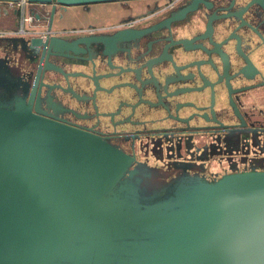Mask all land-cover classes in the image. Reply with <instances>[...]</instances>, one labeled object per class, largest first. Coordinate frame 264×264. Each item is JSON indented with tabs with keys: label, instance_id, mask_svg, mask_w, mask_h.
I'll list each match as a JSON object with an SVG mask.
<instances>
[{
	"label": "water",
	"instance_id": "water-1",
	"mask_svg": "<svg viewBox=\"0 0 264 264\" xmlns=\"http://www.w3.org/2000/svg\"><path fill=\"white\" fill-rule=\"evenodd\" d=\"M21 1L15 15L45 23L0 36V47L9 44L17 54L0 50V92L13 93L0 100V264H264V167L213 178L183 173L149 192L134 155L32 105L43 87L61 86L47 82V72L89 77L96 86V77H118L113 89L133 90L129 107L167 112L150 119L148 131L190 150L199 127L190 121L252 119L250 102L264 91V1L176 35L161 24L77 35L53 29L56 15L70 7L134 0H0V8ZM200 1L191 0L182 14ZM153 33L160 38L134 57ZM117 41L133 44L120 52ZM122 53L134 58L131 65ZM55 58L87 62L92 73L67 72ZM207 92L215 102L199 106ZM189 108L198 112L181 115Z\"/></svg>",
	"mask_w": 264,
	"mask_h": 264
},
{
	"label": "flooded vegetation",
	"instance_id": "flooded-vegetation-1",
	"mask_svg": "<svg viewBox=\"0 0 264 264\" xmlns=\"http://www.w3.org/2000/svg\"><path fill=\"white\" fill-rule=\"evenodd\" d=\"M251 1L201 0L197 5L196 11L185 15L182 14V9L184 6L191 4V0H134L127 3L118 2L120 4L119 7L128 12L119 19V23L109 31L89 28L86 32L112 33L119 29L140 30L151 25L161 24L158 27L172 26L174 35H176L178 31L180 32L189 26H203L208 21L209 16L226 20L231 12L242 11L241 7L249 5ZM256 8L255 4H251L250 11L253 12ZM85 9L90 10L91 6ZM254 16L255 18L258 16L257 10H255ZM170 18L183 19L172 25L171 22V24L167 22ZM229 23L226 22V26ZM155 38H160V33H153L152 36L146 38L143 41L145 44L142 43L144 46L140 45L134 57H141L143 51L146 50V44L152 42ZM132 44V41H117L115 47L116 49L119 48L118 51L120 52L129 51ZM6 53L13 55L11 54L12 51H7ZM174 56L179 55L174 54ZM121 57L126 62L124 65L133 63L131 60L134 58H128L127 54L122 53ZM24 61L25 59H23ZM54 62L56 65L64 67L67 72L84 71L89 74L92 73V65L81 60L55 58ZM33 65L34 63L27 64L28 70H32ZM101 72L103 74L107 73L104 70ZM96 79L97 83H99L97 86L96 80L92 81L89 77L69 75L68 73L63 75L53 71L47 72L45 80L53 85L60 84L61 86L43 87L40 93L34 95L32 105L34 109L38 107L41 113L48 117L101 135L131 155H135L131 147H138V144L143 146V142L145 140L148 141L150 137L159 139V142L156 143L158 155L155 156L158 159L162 154L161 159H164L169 164V167L165 168L173 172L172 179L183 173L213 178L223 173L241 171L252 167L256 169L264 167L262 162L264 158V95H261L264 94V91H259L254 100L250 102L252 104L250 106L251 114H253L251 116L252 119L238 121L235 115L232 120H224L225 122H220V124L203 120H199L200 122L197 120L190 121V124L198 125L199 127L192 132V136L195 137L196 141L195 146L190 150H185V148L176 149L173 137H164L158 132L148 131L153 126L148 121L155 117L166 116L167 112L165 110L156 112L160 114H153L147 108L129 107L128 103L132 102L133 90L128 87H121L124 89L116 87L113 89L112 87L120 81L118 77L112 80L101 77H96ZM123 81L126 82L127 80L124 79ZM67 84H70L72 89ZM104 87L109 88L104 90ZM11 94L13 93L3 94V92H0V100H3L4 96ZM215 99L216 94L212 96L207 92V95H203L201 99H198L197 103L199 106L209 107L211 101L214 103ZM27 100H31L29 95ZM194 111L198 112L195 108H189L183 111L181 115L186 117ZM209 111L210 109H206L202 113ZM173 122L171 121V123ZM171 123L166 125L170 127ZM239 128L248 131V133L240 135L238 132H227L228 130ZM247 134H249V137ZM191 146L192 143L190 141L188 142V147L191 148Z\"/></svg>",
	"mask_w": 264,
	"mask_h": 264
},
{
	"label": "crops",
	"instance_id": "crops-1",
	"mask_svg": "<svg viewBox=\"0 0 264 264\" xmlns=\"http://www.w3.org/2000/svg\"><path fill=\"white\" fill-rule=\"evenodd\" d=\"M8 6L6 11L4 8H0V33L7 32V35L18 36V31L21 29L23 21L20 15H15L13 10L16 7L10 6V3H8ZM119 6L118 2H105L92 4L90 10H86L82 6L70 7L68 11L60 12L56 15L53 29L68 35L87 33L86 31L89 28L109 31L119 23V19L128 13ZM27 16H30V14H27ZM100 16L101 18H99ZM100 19L102 20L101 22ZM43 23L45 22L37 20L27 22L25 28L29 30L30 25ZM79 30L82 32H79ZM0 55H4V53L0 51Z\"/></svg>",
	"mask_w": 264,
	"mask_h": 264
},
{
	"label": "rangeland",
	"instance_id": "rangeland-1",
	"mask_svg": "<svg viewBox=\"0 0 264 264\" xmlns=\"http://www.w3.org/2000/svg\"><path fill=\"white\" fill-rule=\"evenodd\" d=\"M5 47L6 51H12L11 54H13L14 57L17 56V54L13 51L12 46L5 44L4 48ZM4 48L2 45L0 50H3ZM20 64H23V62ZM17 67L20 70L23 68V66L19 65ZM148 139V141L145 140L143 142V146L138 144V147H131V149L135 154L136 167H138L139 173L142 174V176H140L142 188L150 192L152 190L160 189L163 184H166L172 178L173 172H171L170 169H166L169 167V164H167L164 159H161L162 154L160 158L156 159L155 155H158L156 143L159 142V139L152 137Z\"/></svg>",
	"mask_w": 264,
	"mask_h": 264
},
{
	"label": "built area",
	"instance_id": "built-area-1",
	"mask_svg": "<svg viewBox=\"0 0 264 264\" xmlns=\"http://www.w3.org/2000/svg\"><path fill=\"white\" fill-rule=\"evenodd\" d=\"M9 3H10V6H12V7H20V8H22V6H23V2L22 1L21 2H9ZM22 21H23L22 22V27L18 31L19 34H22V33L27 31V29L25 28V25H26L27 22H31L32 21V16H27L26 17L23 14ZM73 32H76V31H73ZM79 32H82V31L79 30ZM3 35H7V32L6 33L5 32H1L0 33V36H3Z\"/></svg>",
	"mask_w": 264,
	"mask_h": 264
},
{
	"label": "bare ground",
	"instance_id": "bare-ground-1",
	"mask_svg": "<svg viewBox=\"0 0 264 264\" xmlns=\"http://www.w3.org/2000/svg\"><path fill=\"white\" fill-rule=\"evenodd\" d=\"M80 13V12H79ZM99 18H101V16L99 17ZM77 19V18H76ZM102 20L100 19V22H101Z\"/></svg>",
	"mask_w": 264,
	"mask_h": 264
}]
</instances>
